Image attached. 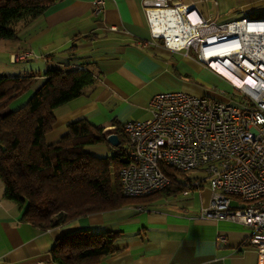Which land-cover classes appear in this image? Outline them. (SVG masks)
Returning <instances> with one entry per match:
<instances>
[{"label":"crops","instance_id":"1","mask_svg":"<svg viewBox=\"0 0 264 264\" xmlns=\"http://www.w3.org/2000/svg\"><path fill=\"white\" fill-rule=\"evenodd\" d=\"M181 1L216 24L264 13V0ZM24 49L32 51L26 59H36L24 67V72L38 73L33 90L44 83L48 69L90 65L96 75L85 94L55 109L56 121L46 135L78 118L110 131L115 123L149 118V102L160 92L184 91L223 101L232 97V86L220 72L154 35L143 0H104L99 12L94 0H57L44 15L17 26L9 56ZM206 80L216 82L220 90L207 88L202 83ZM106 149L84 147L94 153ZM3 191L0 180V264H56L51 255L54 243L77 230L118 233L116 252L101 257L99 264H257V250L247 242L248 226L201 217V208L211 198L208 184L187 194L158 195L47 228L23 220V209ZM220 234L226 235L225 242L218 240Z\"/></svg>","mask_w":264,"mask_h":264},{"label":"built area","instance_id":"2","mask_svg":"<svg viewBox=\"0 0 264 264\" xmlns=\"http://www.w3.org/2000/svg\"><path fill=\"white\" fill-rule=\"evenodd\" d=\"M143 4L154 35L164 45L195 50L200 62L230 82L233 92L230 101L184 91L154 94L149 118L123 123L130 148L118 169L121 191L144 196L165 188L172 178L163 167L186 173L197 170V176L183 182V192L208 184L211 198L201 208V217L248 226L247 242L257 250V264H264V16L216 24L189 18L194 5L181 0H143ZM94 5L99 12L104 0H94ZM177 9L187 17L189 31L183 44L174 47L152 24L157 13ZM170 27L185 31L186 26L180 21ZM31 54L25 50L11 58L19 61ZM216 64L229 71L234 66L251 81L238 84ZM218 240L225 242L227 237L220 234Z\"/></svg>","mask_w":264,"mask_h":264},{"label":"trees","instance_id":"3","mask_svg":"<svg viewBox=\"0 0 264 264\" xmlns=\"http://www.w3.org/2000/svg\"><path fill=\"white\" fill-rule=\"evenodd\" d=\"M57 0H0V38H17V26L44 15ZM44 83L25 104L0 112V180L3 195L23 209L22 219L41 228L54 227L87 213L108 210L160 196L181 193L186 172L163 167L172 178L165 188L144 196L122 193L118 169L126 162L130 143L123 125L115 123L119 144L109 156H96L86 145L107 143L110 130L78 118L52 143L45 135L56 121L55 109L86 93L96 75L83 68L48 69ZM35 72L0 75V109L31 89ZM117 232L77 230L56 240L51 255L56 264H99L116 252Z\"/></svg>","mask_w":264,"mask_h":264},{"label":"rangeland","instance_id":"4","mask_svg":"<svg viewBox=\"0 0 264 264\" xmlns=\"http://www.w3.org/2000/svg\"><path fill=\"white\" fill-rule=\"evenodd\" d=\"M145 12V11H144ZM252 16H264V13H256V15H252ZM161 40V39H160ZM162 41V40H161ZM14 45V39H3L0 38V75L1 76H16V75H21V74H25L26 72H29L27 69L26 72H24V67H26V65H28L31 61L36 60L34 57H29V58H24L25 60H19V61H13L11 56L15 53H19V52H23L24 50H19L17 52H14L11 54V56H9V52L10 50L13 48ZM186 50V49H185ZM184 50V51H185ZM191 55L194 54V51L191 50L190 52ZM203 85H205L207 88H212V89H216V90H220L221 86H218V84L212 80H206L204 82H202ZM34 84V82H33ZM235 90V89H234ZM35 90L31 89L28 90L26 93L22 94L20 97L15 98L14 100H12L9 105H7L4 108L0 109L1 113H6L12 109H16L20 106H22L23 104L26 103V101L29 99V97L31 96V94L34 92ZM52 130H49L47 132V134L49 132H51ZM66 132V125L64 126H59L57 128L54 129V132L49 134V135H45V140L47 143H52L57 141L60 136ZM102 145H106L108 147V150L106 149V151H99L98 153H94V152H90L96 156H109L111 155L113 152L116 151L117 146L111 145L109 143V145L107 143H97V144H91L90 146H102ZM113 148L114 150H111L110 148ZM197 170H193L190 172H187V177L192 178L193 175L196 174Z\"/></svg>","mask_w":264,"mask_h":264},{"label":"bare ground","instance_id":"5","mask_svg":"<svg viewBox=\"0 0 264 264\" xmlns=\"http://www.w3.org/2000/svg\"><path fill=\"white\" fill-rule=\"evenodd\" d=\"M156 15L158 16V19L154 17L155 21H153V24H152L154 31L158 34H165L167 36V41H168V44L170 46L177 47V46H180L181 44H183V42L187 36L186 32L189 31V27H187V24H189L187 21V17L182 15V13H180L179 9L164 11L163 13H157ZM167 17L172 18V20L169 19L170 20L169 24H167V22H168ZM191 17H192V19H195V20H203V21L205 20L196 13L194 8H193V12L190 14L189 18H191ZM234 20H236V19H234ZM180 21H182V23H184V26H186L185 31L173 30L175 27H172V28L170 27V25L178 24V23H180ZM231 21H233V20H231ZM228 22H230V21H228ZM178 26H180V25H177L176 27H178ZM176 35H178L177 38H175ZM191 50H193V49L192 48L186 49V51H187L186 53L191 52ZM193 51H194V54H193L194 57L198 60L197 53L195 52V50H193ZM200 63H202V62H200ZM202 64H204V63H202ZM216 68L219 69L221 72L225 73L226 75H228V77H230L234 82H236L238 84H241L245 80L251 81L247 75H244L240 69L234 68V66L230 67L231 68L230 71L225 69L223 66L218 65V64H216ZM126 196L136 197V196H131V195H126Z\"/></svg>","mask_w":264,"mask_h":264},{"label":"water","instance_id":"6","mask_svg":"<svg viewBox=\"0 0 264 264\" xmlns=\"http://www.w3.org/2000/svg\"><path fill=\"white\" fill-rule=\"evenodd\" d=\"M106 140L114 146H117L119 144L118 135L114 131L108 132V134L106 135Z\"/></svg>","mask_w":264,"mask_h":264}]
</instances>
